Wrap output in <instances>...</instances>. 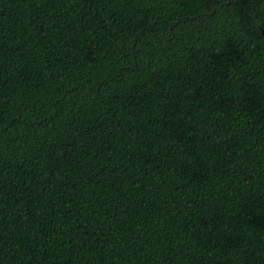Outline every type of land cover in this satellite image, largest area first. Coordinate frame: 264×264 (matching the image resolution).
<instances>
[{
  "label": "trees",
  "instance_id": "obj_1",
  "mask_svg": "<svg viewBox=\"0 0 264 264\" xmlns=\"http://www.w3.org/2000/svg\"><path fill=\"white\" fill-rule=\"evenodd\" d=\"M0 264H264V0H0Z\"/></svg>",
  "mask_w": 264,
  "mask_h": 264
}]
</instances>
